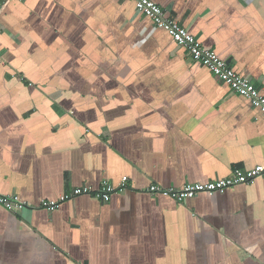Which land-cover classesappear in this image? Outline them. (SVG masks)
<instances>
[{"label": "crops", "instance_id": "0c3cea01", "mask_svg": "<svg viewBox=\"0 0 264 264\" xmlns=\"http://www.w3.org/2000/svg\"><path fill=\"white\" fill-rule=\"evenodd\" d=\"M264 95V0H151ZM264 114L133 0H0V264H264ZM128 189L39 209L103 181Z\"/></svg>", "mask_w": 264, "mask_h": 264}, {"label": "built area", "instance_id": "2783aa9c", "mask_svg": "<svg viewBox=\"0 0 264 264\" xmlns=\"http://www.w3.org/2000/svg\"><path fill=\"white\" fill-rule=\"evenodd\" d=\"M133 1L137 13L151 19L154 25L166 31L173 41L188 53L193 61L205 66L227 84L235 94L249 99L253 106L264 114V95L250 80L241 77L235 68L221 59L215 52L203 47L189 29L181 26L174 19L168 18L159 5L151 0ZM258 179L264 180V166L262 165L251 170L238 168L227 178L209 183H190L179 189H164L158 185H153L148 189V192L153 196L171 197L179 203H183L203 193L210 195L224 194L234 187L253 184ZM127 189V178L123 179L119 186H115L109 181H103L98 188L91 186L75 188L69 193L60 195L57 199L43 200L38 208L54 212L67 201L80 196H88L93 200L108 203L111 201L113 194L124 193ZM0 204L11 213H19L29 206L26 202L2 195H0Z\"/></svg>", "mask_w": 264, "mask_h": 264}]
</instances>
